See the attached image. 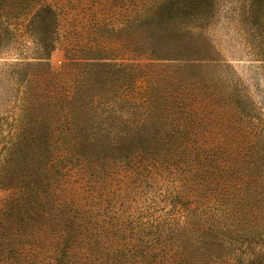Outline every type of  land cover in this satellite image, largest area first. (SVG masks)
Instances as JSON below:
<instances>
[{
  "label": "rangeland",
  "instance_id": "obj_1",
  "mask_svg": "<svg viewBox=\"0 0 264 264\" xmlns=\"http://www.w3.org/2000/svg\"><path fill=\"white\" fill-rule=\"evenodd\" d=\"M45 3L52 13L31 22L14 16L7 24L0 15V172L22 140L37 132L56 138L58 119L66 113L75 129L92 120L87 130L117 133L118 116L126 120L150 91L184 103L167 111L166 129L197 133L201 143L220 152L219 175L211 184L190 177L194 155L187 153L119 162L100 176L88 175L87 229L82 249L78 243L74 249L81 264H118L116 250L124 247L162 250L160 258H171L187 228L190 236L199 218L226 210L214 202L238 195L250 183L264 195V30L248 14L250 0ZM145 12L151 13L147 20ZM186 42L198 45L201 57H182ZM133 55L141 57L130 59ZM120 63L139 65L136 86L118 89ZM87 74L91 86L81 82ZM97 89L104 95L95 96ZM12 184L0 185V220L22 242L7 245L14 240L7 238L3 264H55L49 215L34 223L28 239L12 229L14 216L6 205L19 193ZM62 194L58 191L59 198ZM244 244L242 256L256 254V264H264V237ZM244 247L235 248L237 254Z\"/></svg>",
  "mask_w": 264,
  "mask_h": 264
},
{
  "label": "trees",
  "instance_id": "obj_2",
  "mask_svg": "<svg viewBox=\"0 0 264 264\" xmlns=\"http://www.w3.org/2000/svg\"><path fill=\"white\" fill-rule=\"evenodd\" d=\"M43 12L52 13L45 0H0V15L8 18L7 24L14 16H22L31 22ZM248 14L264 30V0H250ZM144 15V20H147L151 13L145 12ZM199 51L198 45L186 42L182 57L197 59L201 57ZM137 57L141 56L133 55L130 59ZM138 67L136 64H118V89L137 85ZM81 82L91 86L92 79L87 74L81 78ZM150 93L147 100L139 103L126 120L118 116L117 133L87 130L92 120L84 123L85 128L75 129L71 126L69 113H66L58 119L56 138L54 133L50 136L37 132L30 140H22L11 151L6 160L8 166L4 167V173L0 172V185L14 182L12 185L19 190L18 195L6 205L9 214L14 216L12 229L15 228L20 236L28 239L34 223H40L49 215L48 222L56 236L55 264H81L74 249L77 243L82 249L87 229V210L83 204L86 194L83 189L89 183L86 179L88 175L91 178L100 176L107 165L114 166L119 162L134 165L137 160H165L169 154L186 153L188 156L194 155L188 161V171L194 181L211 184L219 175L216 172L220 170L216 163V155L220 153L217 149L206 147L197 133L166 129L170 125L167 111L174 112L175 107H181L184 103L177 99L170 102L153 91ZM103 95L97 89L95 96ZM64 99L73 103V98L70 100L65 96ZM118 101L124 103L121 94ZM52 137L53 142H50ZM50 145L54 147L49 148ZM192 167L196 171L193 172ZM226 178L230 180L231 176L229 178L227 174ZM83 180L86 181L83 183ZM69 183V187H62ZM78 183H81L80 188L76 187ZM58 191L63 193L62 198L58 197ZM67 191L74 193V196L69 198ZM238 192V195H234L236 197L214 202L224 204L226 210L209 213L205 219L199 218L190 236L187 228L182 244L174 250L171 258H160L162 250L155 253L137 247H124L116 250L118 264H256V254L247 258L242 255L246 253L248 245L245 242L257 236L264 237V195L257 192L252 183L242 185ZM207 201L211 202L210 199ZM10 230L11 225L0 220V264L6 259L1 257L6 251L3 245L8 237H13ZM192 237H195L193 243L190 240ZM19 238L13 237V242L7 245L22 242ZM239 245L245 246L239 248L241 255L235 251Z\"/></svg>",
  "mask_w": 264,
  "mask_h": 264
}]
</instances>
